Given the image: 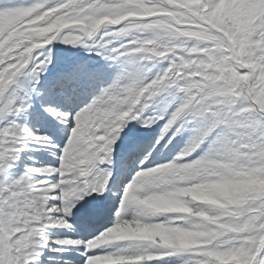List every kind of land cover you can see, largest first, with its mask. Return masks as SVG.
<instances>
[{"label": "snow or ice", "instance_id": "6c2138e0", "mask_svg": "<svg viewBox=\"0 0 264 264\" xmlns=\"http://www.w3.org/2000/svg\"><path fill=\"white\" fill-rule=\"evenodd\" d=\"M218 3L0 0V264H264V47H257L264 14L240 32L213 18ZM130 12L140 15L117 19ZM53 42L84 47L116 70L105 79V67L75 65L46 92L38 86L53 63ZM58 89L90 95L76 107L40 104L59 143L21 119L34 96ZM184 132L178 155L158 163L159 149ZM40 148L53 163H25L14 174ZM129 165L111 225L69 235L74 217L88 223L102 211L90 201L112 192L117 171L123 176ZM249 181L242 199L224 208L182 196L193 186ZM129 221L145 233L187 232L193 243L112 235Z\"/></svg>", "mask_w": 264, "mask_h": 264}, {"label": "rangeland", "instance_id": "374dc122", "mask_svg": "<svg viewBox=\"0 0 264 264\" xmlns=\"http://www.w3.org/2000/svg\"><path fill=\"white\" fill-rule=\"evenodd\" d=\"M20 2V0H17ZM173 3L180 4L183 7H192L199 2V0H171ZM251 5H256L257 7H252ZM221 9V11L219 10ZM219 13L220 22L228 20L236 28L237 31L245 32L251 29L255 24L259 15L264 14V0H219L217 8L215 9L214 14ZM148 15H157L155 12H147ZM138 13H126L124 16L118 17L117 19H124L127 16H137ZM106 19V18H105ZM103 22V19L100 21ZM225 35H227L225 33ZM232 39L229 37V43H232ZM243 47V45H242ZM257 47H264V44L257 43ZM52 54H53V63L49 65L50 71L43 74L41 79V84L38 86L44 89L46 92L52 87L55 81L60 77V75L70 70L75 65H86L91 69H96L99 67L106 68L105 79L110 77L109 68L106 67L105 62L96 56L94 52L86 50L84 47L76 46L73 47L69 44L53 42L51 45ZM245 66H251L246 64ZM71 96V99H66V97ZM51 99L63 107H76L82 102H87L90 99V95L83 91L77 90L74 93L69 92V90H56L50 97L45 96L43 98L34 96L33 97V107L29 111L26 118H21L22 122L28 124L30 128L36 129L39 132L53 134L57 138V142H62V134L56 131V126L51 120V118L42 111L40 104L46 100ZM155 131H158L156 129ZM147 132L142 133L146 135ZM190 133L184 132L175 137L174 142L169 144L165 142V145L159 149L156 153L155 159L158 163L169 162L176 155H178L180 149L185 146L186 141L189 138ZM151 136V135H150ZM207 149V145H203L200 150L195 154L198 158V155L202 154L203 151ZM27 155L34 158L33 161H25L22 157L19 164L16 167L18 174L23 170L25 163L36 164H51L54 161V157L45 149L40 148L39 151H31ZM115 158V157H114ZM132 174L131 165L128 166L127 172L125 175H121V180H124L130 177ZM119 182L117 187L109 193L111 206L109 207V215L105 223H103L98 230H103L105 226H110L113 220L114 212L117 207V202L119 199ZM251 181L246 183H210L206 187L193 186L191 191H186L182 193L183 197H187L192 200H197L201 203L208 204L214 207H228L229 205L235 204L238 200L242 199L243 195L248 190ZM113 192L116 194L113 195ZM154 207L164 208L166 210L179 211L180 206L175 201H154L152 203ZM188 215L196 216L199 215L195 210L189 209L187 212ZM209 222L213 221L215 218L208 216L206 213L201 217ZM134 222H126L131 231L134 234H145L153 241H158L160 244L168 246H188L193 243V237L187 232H163V231H148L144 232V229ZM77 231L86 230L90 231L94 228H90L89 224L83 223L74 224ZM124 225V226H125ZM123 226V227H124ZM85 227V228H83ZM123 227H118L116 232L113 233V236H119ZM56 230V229H54ZM59 231V230H58ZM64 231V230H63ZM165 236V237H164ZM81 237V236H80ZM79 237V238H80ZM85 237V236H82ZM167 241H166V240Z\"/></svg>", "mask_w": 264, "mask_h": 264}, {"label": "bare ground", "instance_id": "6f19581e", "mask_svg": "<svg viewBox=\"0 0 264 264\" xmlns=\"http://www.w3.org/2000/svg\"><path fill=\"white\" fill-rule=\"evenodd\" d=\"M220 17V15H219V13H216V14H214L213 15V18L214 19H216V20H218V19H220L219 18ZM219 21V20H218ZM115 70V66H113V67H111V68H109V73L111 74L113 71ZM150 135H152V133H149V132H147V134L145 135L146 137H150ZM114 160H115V158H114ZM113 168H114V171H116V169H115V165H113ZM14 174H18V170H16V168L14 169ZM117 176L119 177L120 176V173L117 171ZM109 198H110V196H109ZM90 203H92V204H98V205H100L101 207H102V200H92V201H90ZM107 216L108 215H104V213L102 212V213H99L94 219H92L90 222H88L87 224H89V226H90V228H94L93 230H91V232L90 231H88V230H86V231H84L83 233H82V231H77L76 229H79V227L78 228H75V231L73 232V233H70L69 235H71V236H74V237H80V238H84V237H82V236H89L92 232H95V231H97L98 230V227H100L103 223H105V221L107 220ZM131 222V221H130ZM73 223L74 224H80V225H83V223L84 222H82L81 221V219H80V217L79 216H77V217H74L73 218ZM134 224V223H133ZM83 228H85V227H83ZM59 230V231H58ZM54 231V233H56V234H59V235H64L65 233H64V231L62 230V229H56V230H53ZM122 233H128V234H134L133 233V231H131V227H129L127 224L123 227V231H122ZM121 233V234H122ZM165 237V236H164ZM166 240V239H165ZM167 241V240H166ZM72 257H74V258H77L78 259V257H76V253H71L70 254Z\"/></svg>", "mask_w": 264, "mask_h": 264}]
</instances>
